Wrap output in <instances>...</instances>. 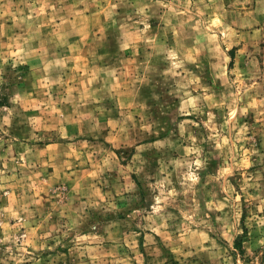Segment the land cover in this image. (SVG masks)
I'll return each instance as SVG.
<instances>
[{
	"label": "rangeland",
	"instance_id": "1",
	"mask_svg": "<svg viewBox=\"0 0 264 264\" xmlns=\"http://www.w3.org/2000/svg\"><path fill=\"white\" fill-rule=\"evenodd\" d=\"M0 264H264V0H0Z\"/></svg>",
	"mask_w": 264,
	"mask_h": 264
}]
</instances>
